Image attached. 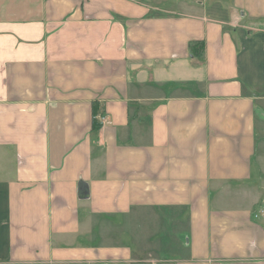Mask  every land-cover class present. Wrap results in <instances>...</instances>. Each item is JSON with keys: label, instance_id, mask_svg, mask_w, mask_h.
<instances>
[{"label": "crops", "instance_id": "obj_1", "mask_svg": "<svg viewBox=\"0 0 264 264\" xmlns=\"http://www.w3.org/2000/svg\"><path fill=\"white\" fill-rule=\"evenodd\" d=\"M0 264H264V0H0Z\"/></svg>", "mask_w": 264, "mask_h": 264}, {"label": "trees", "instance_id": "obj_2", "mask_svg": "<svg viewBox=\"0 0 264 264\" xmlns=\"http://www.w3.org/2000/svg\"><path fill=\"white\" fill-rule=\"evenodd\" d=\"M194 48L197 50V52L199 53V50H203V43H196L194 45Z\"/></svg>", "mask_w": 264, "mask_h": 264}, {"label": "water", "instance_id": "obj_3", "mask_svg": "<svg viewBox=\"0 0 264 264\" xmlns=\"http://www.w3.org/2000/svg\"><path fill=\"white\" fill-rule=\"evenodd\" d=\"M82 185L84 186V185H86L85 183H82ZM83 189H85V188H83ZM83 191V190H82Z\"/></svg>", "mask_w": 264, "mask_h": 264}]
</instances>
